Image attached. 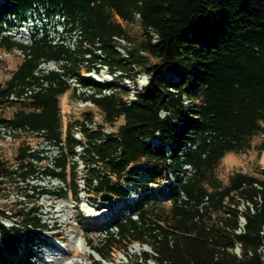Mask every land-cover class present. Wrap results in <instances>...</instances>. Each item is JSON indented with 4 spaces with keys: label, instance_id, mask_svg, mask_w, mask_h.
<instances>
[{
    "label": "trees",
    "instance_id": "1",
    "mask_svg": "<svg viewBox=\"0 0 264 264\" xmlns=\"http://www.w3.org/2000/svg\"><path fill=\"white\" fill-rule=\"evenodd\" d=\"M29 11L61 18L64 34L75 36L73 49L63 34L51 38L45 28L28 44L2 35L4 26H14L10 16L22 22ZM0 49L23 54L0 82V124L42 133L56 147L52 168L33 164L45 162L40 152L17 147L20 179L57 178L65 189L31 187L35 196L70 195L76 207L82 191L123 200L97 226L95 240L87 234L90 224L77 218L98 256L88 255L89 264H118L119 253L126 264H264V167L235 172L226 182L216 174L226 154L246 153L264 137V0H4ZM51 61L57 70L39 69ZM103 67L114 75L111 82L85 77ZM142 73L147 86L125 99L130 92L121 84H134ZM72 82L85 91L76 95ZM68 90L94 104L103 126L121 119L118 128L109 134L100 125L87 129L91 111L63 127L59 98ZM258 150L264 151L262 141ZM75 157L84 167L83 189ZM6 162L0 158V193L15 173ZM161 179L169 183L149 188ZM130 191L137 200L129 203ZM25 210H0V218L17 222H0V264H36L38 233L52 230L35 207ZM134 244L150 252L129 254Z\"/></svg>",
    "mask_w": 264,
    "mask_h": 264
},
{
    "label": "rangeland",
    "instance_id": "2",
    "mask_svg": "<svg viewBox=\"0 0 264 264\" xmlns=\"http://www.w3.org/2000/svg\"><path fill=\"white\" fill-rule=\"evenodd\" d=\"M3 1L4 0H0V4ZM26 17H30L31 20H27L25 25L21 27H23L22 29H25V27L28 26L30 28L28 33L30 35L34 29H39L40 31L41 28H45L49 34V37L51 38L56 37L57 33L63 34L65 38V45H68L67 47H72V41L75 39V36H73V34H71V36L69 34H64L62 19L58 16L49 18L42 13L38 15L37 13L29 11V13H26ZM9 21H11L14 26L20 27V25H22V22H17V20H14L11 16ZM3 29V36H8L12 40L22 44L30 43V40H28L29 35H27V30L25 31L22 29H15V27L12 26L7 28L4 26ZM133 29L135 32H137L136 28ZM56 40L57 39L55 38V41ZM120 51L124 52L122 49H120ZM22 57L23 54L21 51H13L8 53L0 49L1 83L11 76V72L16 69ZM58 65L59 63L52 61L45 62L40 64L39 69L44 72L51 71L56 69ZM85 77H90L98 83H107L113 80L114 75L110 74V72L105 67H103L100 68L98 72L92 71L91 73L85 74ZM148 82V76L143 73L137 76L134 84L129 80H124L121 85H123L124 88L129 89L130 92V94L126 95L125 99H131V93L134 91V89H144ZM71 86L76 87L78 85L72 84ZM84 91L85 90L82 88H77L76 95ZM10 98L13 97L11 96ZM78 102L79 101L77 99H73L71 90H68L59 98V109L63 127L69 120L80 118V112H78L76 106ZM20 106L21 105L18 103L13 106L8 105V107L2 111L3 117L9 119ZM91 111L98 115V111L95 108ZM121 122L122 120L119 119V121L114 124L113 129L116 130ZM108 127L105 128L109 130ZM19 128L23 127L17 128V131H15L16 136H13L10 143L5 142L3 145L4 148H2L0 151V155L2 156L3 160L7 161L6 165L11 171L15 172L12 176L14 178L7 180L4 179L3 184L1 185L0 210L5 211V214L7 215H13L18 210H22L24 212L26 208L35 207L37 209L36 217L41 220V223H45L51 227L52 230L50 231L38 233L39 239H41L43 242L39 243L37 240H35V243H38L36 245L39 247L34 251L32 250L35 255L34 262L36 264H89L87 261L88 255H92L95 259H98V256L92 253L87 247L82 235V233H85L83 230L84 224H79L77 218L82 216L84 219L82 222H88L90 224L89 228H91V231H87V234L91 239L95 240L98 233L100 232L99 227L97 226L108 221L113 210L121 209L123 200L103 202L100 200V196L98 197L94 195L88 198V195L85 192H81L79 194V205L76 207L71 200L70 195H68L66 199H56L49 194L36 197L35 195L37 190H32L31 187L40 188L44 186L45 188L57 189L59 187H63L64 185L58 179H41L38 175L25 181L20 179L18 173L16 172V163L14 160L17 147H28V151H34L35 153L36 151L42 150L43 153H39V155H43L46 157V159L45 162L43 161L42 163L33 162V164L37 167H43L45 165L51 164V160L55 157L56 153L55 149L52 147V143H48L44 137L19 135V130L22 131V129ZM75 138L79 140L78 135H75ZM261 141V138H256L253 141L254 148L246 153L226 154L221 159L219 165L216 168V174L218 178L223 182H226L228 177L235 172L253 174L259 166L264 167V151L259 152L258 150V146L260 145ZM79 150L80 148L77 149V152ZM77 171H79L78 175L80 178L77 180V183L78 187L81 189L83 187V182L81 181L82 173L84 171L83 166H80ZM167 184V181L162 179L158 184H154L153 188L157 189L158 186H165ZM63 188L65 189L66 187L64 186ZM134 195L135 193H131L129 200L125 201H133ZM16 219L18 220V218ZM14 221L15 217L8 219L0 218V222L6 227L15 225L17 222ZM143 251L150 252V249L146 246H141L138 244H134L128 249L129 254L133 255H139ZM115 258L118 264L128 263V259L121 253L116 254Z\"/></svg>",
    "mask_w": 264,
    "mask_h": 264
},
{
    "label": "built area",
    "instance_id": "3",
    "mask_svg": "<svg viewBox=\"0 0 264 264\" xmlns=\"http://www.w3.org/2000/svg\"><path fill=\"white\" fill-rule=\"evenodd\" d=\"M71 46L72 47H70V46L69 47L73 49V43H72ZM11 99H13V98H11ZM131 99H133V96H132ZM76 106H77V110H78V112H80V114L83 113V112H86V111H91L92 109L95 108L94 104L91 103L90 101H81V100H79V102L77 103ZM92 114H93L92 121H84V125H85V127L87 129L96 130L98 128V126L100 125L103 128L101 130L103 132L107 133V134L112 133L113 131H115V129H113L114 125L113 126H109V127H108V125H104L103 126L102 115L99 112H98V115H96L93 112H92ZM105 127H108L109 130H107ZM19 129H22V131L19 130L20 131L19 135H22V136L23 135H27V136H31V137H36V136H41L42 135V133L33 132L27 127H23V128H19ZM15 131H17V128H14V127L9 126L7 124H0V151H1L2 148H4L3 145H4L5 142L10 143L12 141L13 136L14 137L16 136ZM77 135L79 136V134H77ZM148 142H150V141L148 140ZM48 143H50V142L48 141ZM52 147L55 149V153H56V147L54 145ZM27 152L28 153H35L34 151H27ZM37 152H40L41 154L43 153L42 150L41 151H36V153ZM0 158L3 159L1 155H0ZM48 166L50 168H52L51 164H49ZM171 181H173V178H171ZM167 183H169V182L167 181ZM153 187H154V184H151L149 188H153ZM147 192H149V190H147Z\"/></svg>",
    "mask_w": 264,
    "mask_h": 264
},
{
    "label": "water",
    "instance_id": "4",
    "mask_svg": "<svg viewBox=\"0 0 264 264\" xmlns=\"http://www.w3.org/2000/svg\"><path fill=\"white\" fill-rule=\"evenodd\" d=\"M100 200L103 201V202H107V201H112L114 200L113 196L111 195H107V194H102L100 196Z\"/></svg>",
    "mask_w": 264,
    "mask_h": 264
},
{
    "label": "clouds",
    "instance_id": "5",
    "mask_svg": "<svg viewBox=\"0 0 264 264\" xmlns=\"http://www.w3.org/2000/svg\"><path fill=\"white\" fill-rule=\"evenodd\" d=\"M54 70H57V68L56 69H54ZM106 93H107V91H105ZM44 190H47L46 188H44Z\"/></svg>",
    "mask_w": 264,
    "mask_h": 264
},
{
    "label": "bare ground",
    "instance_id": "6",
    "mask_svg": "<svg viewBox=\"0 0 264 264\" xmlns=\"http://www.w3.org/2000/svg\"><path fill=\"white\" fill-rule=\"evenodd\" d=\"M26 31V29H24Z\"/></svg>",
    "mask_w": 264,
    "mask_h": 264
}]
</instances>
